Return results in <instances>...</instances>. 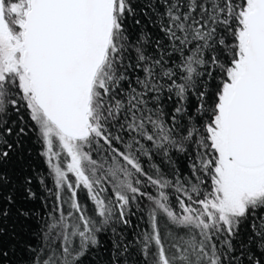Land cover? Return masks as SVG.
Listing matches in <instances>:
<instances>
[{
  "label": "snow or ice",
  "instance_id": "snow-or-ice-1",
  "mask_svg": "<svg viewBox=\"0 0 264 264\" xmlns=\"http://www.w3.org/2000/svg\"><path fill=\"white\" fill-rule=\"evenodd\" d=\"M0 264H264V0H0Z\"/></svg>",
  "mask_w": 264,
  "mask_h": 264
},
{
  "label": "trees",
  "instance_id": "trees-1",
  "mask_svg": "<svg viewBox=\"0 0 264 264\" xmlns=\"http://www.w3.org/2000/svg\"><path fill=\"white\" fill-rule=\"evenodd\" d=\"M29 148L31 150V161L35 166H38L41 171L45 172L47 171L46 165L43 163V158L39 155V152L42 150L39 143H37L35 140H33L29 144ZM185 161L182 158H177V166L184 169ZM51 180V178H49ZM143 221L139 219V217H133V224L134 225H143ZM136 231H139V228H136ZM127 235L131 238L133 235V232L131 229L127 230ZM105 244H108L109 241L107 238H105Z\"/></svg>",
  "mask_w": 264,
  "mask_h": 264
}]
</instances>
